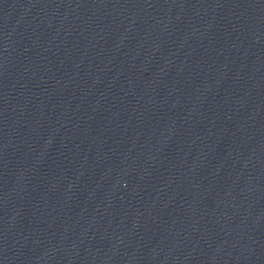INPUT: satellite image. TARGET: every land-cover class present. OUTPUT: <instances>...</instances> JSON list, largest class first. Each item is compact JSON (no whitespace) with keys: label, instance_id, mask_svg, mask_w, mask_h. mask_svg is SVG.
<instances>
[{"label":"water","instance_id":"95a60500","mask_svg":"<svg viewBox=\"0 0 264 264\" xmlns=\"http://www.w3.org/2000/svg\"><path fill=\"white\" fill-rule=\"evenodd\" d=\"M0 264H264V0H0Z\"/></svg>","mask_w":264,"mask_h":264}]
</instances>
